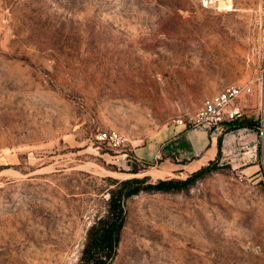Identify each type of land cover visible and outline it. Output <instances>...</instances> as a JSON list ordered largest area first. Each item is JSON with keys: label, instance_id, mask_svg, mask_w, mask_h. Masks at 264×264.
<instances>
[{"label": "rangeland", "instance_id": "rangeland-1", "mask_svg": "<svg viewBox=\"0 0 264 264\" xmlns=\"http://www.w3.org/2000/svg\"><path fill=\"white\" fill-rule=\"evenodd\" d=\"M230 84L241 113L192 127ZM135 176L191 180L126 200L110 264H264V0H0V264H77Z\"/></svg>", "mask_w": 264, "mask_h": 264}, {"label": "trees", "instance_id": "trees-1", "mask_svg": "<svg viewBox=\"0 0 264 264\" xmlns=\"http://www.w3.org/2000/svg\"><path fill=\"white\" fill-rule=\"evenodd\" d=\"M220 152V140L218 141ZM191 178L159 179L152 182L149 176L113 179L109 189L108 207L89 227L86 242L77 264H110L116 254L121 232L126 221V200L145 190L172 191L190 183Z\"/></svg>", "mask_w": 264, "mask_h": 264}, {"label": "built area", "instance_id": "built-area-1", "mask_svg": "<svg viewBox=\"0 0 264 264\" xmlns=\"http://www.w3.org/2000/svg\"><path fill=\"white\" fill-rule=\"evenodd\" d=\"M249 84H230L222 91L204 99L201 107L192 119L191 126L220 131L241 113L239 100L252 92ZM179 124H184L183 120ZM101 139L119 143L121 135L116 130L100 133Z\"/></svg>", "mask_w": 264, "mask_h": 264}, {"label": "crops", "instance_id": "crops-1", "mask_svg": "<svg viewBox=\"0 0 264 264\" xmlns=\"http://www.w3.org/2000/svg\"><path fill=\"white\" fill-rule=\"evenodd\" d=\"M177 126V125H176ZM179 127H182V126H179ZM184 128V127H183ZM185 129V131H187L188 133H190L191 131V128H184ZM159 132H160V130H159ZM158 134V133H157ZM156 136V135H155ZM209 145H211V151H203L202 149H196V152H195V150H194V156H192L191 158L190 157H185L184 159H182L181 161H183L182 163H177L176 165H174V164H172V163H170L168 166L170 167V168H175V169H182V168H187L188 166H190V167H193V168H195V167H199V166H201V165H203V164H205V162L209 159V158H211L212 157V155L215 153V151H216V146H215V143L213 142V141H211L210 139H209ZM142 147H143V145H142ZM206 155L207 154V158H204L201 162H198V163H196V164H193V162H195L196 160H198V159H194L195 157H201V156H203V155ZM141 156V155H140ZM171 156L173 157V152H170V154H169V157L168 158H171ZM174 156H175V154H174ZM141 157H143V156H141ZM153 159H163L164 157L162 156V154L159 152V151H155L154 152V154H153V157H152ZM166 159V158H164L165 160H169V159ZM185 161H186V163H185ZM190 161V162H189ZM168 163V162H167ZM188 164H191V165H188ZM189 168V167H188Z\"/></svg>", "mask_w": 264, "mask_h": 264}]
</instances>
